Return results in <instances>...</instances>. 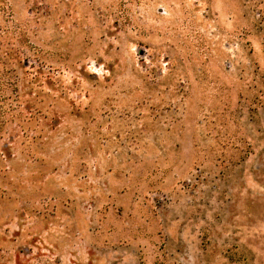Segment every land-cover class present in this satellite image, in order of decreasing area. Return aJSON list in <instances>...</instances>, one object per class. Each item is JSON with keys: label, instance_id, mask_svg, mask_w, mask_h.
Here are the masks:
<instances>
[{"label": "rangeland", "instance_id": "rangeland-1", "mask_svg": "<svg viewBox=\"0 0 264 264\" xmlns=\"http://www.w3.org/2000/svg\"><path fill=\"white\" fill-rule=\"evenodd\" d=\"M0 45L54 84L0 123V264H264V0H0Z\"/></svg>", "mask_w": 264, "mask_h": 264}, {"label": "trees", "instance_id": "trees-1", "mask_svg": "<svg viewBox=\"0 0 264 264\" xmlns=\"http://www.w3.org/2000/svg\"><path fill=\"white\" fill-rule=\"evenodd\" d=\"M20 54L17 49H3L0 45V123L15 122V113L22 114L19 99L24 95L30 96L33 90L41 93L45 86L54 85L41 63L34 61L36 65L28 67L29 62L22 60ZM34 111L39 112L37 109Z\"/></svg>", "mask_w": 264, "mask_h": 264}]
</instances>
